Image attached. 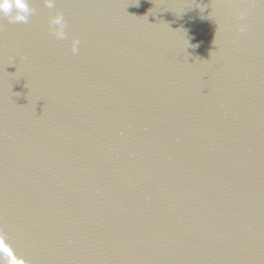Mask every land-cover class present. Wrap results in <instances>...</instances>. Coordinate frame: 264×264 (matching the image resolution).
I'll return each mask as SVG.
<instances>
[{
    "label": "water",
    "instance_id": "95a60500",
    "mask_svg": "<svg viewBox=\"0 0 264 264\" xmlns=\"http://www.w3.org/2000/svg\"><path fill=\"white\" fill-rule=\"evenodd\" d=\"M52 2L0 17V264H264V0Z\"/></svg>",
    "mask_w": 264,
    "mask_h": 264
},
{
    "label": "clouds",
    "instance_id": "9594fccd",
    "mask_svg": "<svg viewBox=\"0 0 264 264\" xmlns=\"http://www.w3.org/2000/svg\"><path fill=\"white\" fill-rule=\"evenodd\" d=\"M47 7L52 8V0H47ZM35 9L29 6L28 0H0V17L6 18L9 23H28L30 16ZM49 27L52 34L59 40L65 39V27L63 16L60 13L52 16L49 20ZM79 41H74L72 51H78ZM0 249L7 252L2 240H0ZM7 264H22V261L10 259Z\"/></svg>",
    "mask_w": 264,
    "mask_h": 264
}]
</instances>
